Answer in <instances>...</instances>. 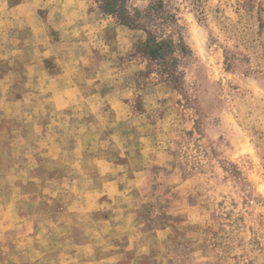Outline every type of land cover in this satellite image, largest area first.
<instances>
[{
  "label": "rangeland",
  "instance_id": "374dc122",
  "mask_svg": "<svg viewBox=\"0 0 264 264\" xmlns=\"http://www.w3.org/2000/svg\"><path fill=\"white\" fill-rule=\"evenodd\" d=\"M4 1L0 52L23 54L0 64V264H59L110 217L120 264H264V0H162L158 59L97 0Z\"/></svg>",
  "mask_w": 264,
  "mask_h": 264
},
{
  "label": "crops",
  "instance_id": "0c3cea01",
  "mask_svg": "<svg viewBox=\"0 0 264 264\" xmlns=\"http://www.w3.org/2000/svg\"><path fill=\"white\" fill-rule=\"evenodd\" d=\"M3 1L4 0H0V3ZM3 3L7 5L6 1H4ZM21 6H23V4L17 7L9 8L7 5V9L9 12L6 15L5 14L0 15V21L4 19L5 22L12 23L13 20H10L11 17L17 18V20L20 19L19 15L15 16L14 14H16L15 12L18 11V9ZM32 29L34 35L36 36V29L34 27H32ZM2 44L3 42L0 41V45ZM6 46L9 47V45ZM2 47L4 50H6V53H4V51L0 52V64L6 62L7 60H10L11 57L13 56H17V54H23L22 50L20 52H16L13 51L11 48L10 50L6 49L4 45ZM46 48H48L47 45L39 44L36 50L39 53V55H41L42 51H44ZM11 50H12L11 55H8L9 51ZM14 61L17 62L19 61V59L14 58ZM34 62L35 61H32L31 63L33 64ZM14 72L15 71H13L11 74L5 76L2 80H0V97L10 96L12 88L10 86L4 89L5 88L4 83L10 78L14 80V75H15ZM76 95L82 96V93L80 94L78 93ZM65 110H68V108L66 107ZM12 119L17 121L15 117H12ZM23 122L24 125L27 126L28 128L29 124H27V122L29 121L26 120ZM90 192H92L90 195L85 196V199L83 200V205H85V207L88 209L94 208V210L95 209L99 210L100 208L106 205H110V201L115 196L121 194L117 184L115 183L114 180L111 179H108L106 183H103L102 185L90 190ZM116 219H117L116 217H110L106 221L93 222L92 225L90 226V227H94L95 225H99L98 227H96L99 229L101 224L103 225L108 224L110 226L109 229L112 230L111 234L108 236L102 231H97L96 233H92V234H90L89 231H86L83 234H81L79 237H77L76 240L78 241H76V243L69 248L66 247L69 241L67 239V241L64 244H62V246L60 247L61 249L58 254L60 257L59 264H120L122 262V259L119 258L118 254L114 251V248L109 245L110 244L109 241H111L110 239H112L113 237L118 238L119 236L117 235L118 232L116 233L115 231H118V227L121 225L119 222L121 221L119 220L116 221ZM127 239L132 241L135 238L129 237ZM102 245L105 246L106 248L100 249ZM135 250L138 251L136 252L134 251V255H131L132 258L126 259L128 261L130 260V263L127 264H146V263H141V259L143 256L142 254H146L148 250L147 249H135Z\"/></svg>",
  "mask_w": 264,
  "mask_h": 264
},
{
  "label": "trees",
  "instance_id": "16d2710c",
  "mask_svg": "<svg viewBox=\"0 0 264 264\" xmlns=\"http://www.w3.org/2000/svg\"><path fill=\"white\" fill-rule=\"evenodd\" d=\"M131 0H97L104 15L113 17L120 25L132 30H140L148 35L146 44L148 53L153 59L166 57L172 54L175 48L172 40L159 37V31L174 21L175 18L166 15L164 2L157 0L146 9H140L130 5ZM185 53L184 46H178Z\"/></svg>",
  "mask_w": 264,
  "mask_h": 264
}]
</instances>
